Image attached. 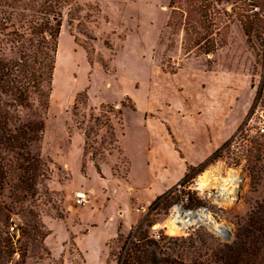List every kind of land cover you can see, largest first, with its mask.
Listing matches in <instances>:
<instances>
[{"label": "rangeland", "instance_id": "1", "mask_svg": "<svg viewBox=\"0 0 264 264\" xmlns=\"http://www.w3.org/2000/svg\"><path fill=\"white\" fill-rule=\"evenodd\" d=\"M169 2L73 0L63 8L47 108L35 94L31 108L2 96L22 121L42 119L43 130L26 159L9 152L2 161L0 207L8 215L5 231L14 233V253L0 264H117L137 227L130 226L137 207H144L141 219L148 215L144 229L171 237L166 244L191 264L199 254L211 257L218 243L230 242L264 200V154L255 149L264 148V32L247 41L229 15L231 1H224L214 18L223 45L208 55L185 54L184 21L167 26ZM24 4L0 7L13 13L10 20L0 13L1 62L18 56L15 33L28 25L30 16L21 14L31 13ZM187 22L193 39L201 30L199 18ZM166 126L173 131V146L181 144L197 154L193 157L207 144L238 137L204 167L191 166L195 181L210 169L215 177L184 204L206 208L227 237L209 222L170 230L173 187L152 211L153 200H133L152 197L148 148L167 152L168 162L161 159L159 170L171 169ZM28 161L33 170L41 163L43 173L35 181L21 179L26 175L19 166ZM232 173L237 175L236 186L228 185L232 199H217L221 178ZM77 191L86 192L87 201L77 202Z\"/></svg>", "mask_w": 264, "mask_h": 264}, {"label": "trees", "instance_id": "2", "mask_svg": "<svg viewBox=\"0 0 264 264\" xmlns=\"http://www.w3.org/2000/svg\"><path fill=\"white\" fill-rule=\"evenodd\" d=\"M72 1L0 0V7L17 8L20 3L25 2L23 6L31 12L29 15L20 13L24 17H30L27 19L28 25L25 30L15 33V41L18 44L17 58L0 61V176L6 174L2 169L5 154L14 152L18 157L26 159L28 147L32 142L40 139L43 130L42 119L22 121L19 115L9 111V105L4 102L2 96H11L18 105L31 108V95L35 94L42 109L47 108L63 8ZM224 1H231L229 15L239 21L247 41H250L252 36L257 37L264 32V14L261 13L264 0H170L171 11L167 26L174 29L178 18L184 21L183 29L187 34L183 47L185 54L208 55L223 45L219 34L220 27H217L214 18L220 13L217 6ZM0 13L9 20L13 14L1 8ZM196 16L199 18L201 30H196L195 36L191 39L193 28L188 29L187 21L194 20ZM129 107L135 110L133 103L129 104ZM117 112L121 113V109H117ZM240 132L241 130L238 134ZM234 138L231 136L208 158L199 163V169L204 167L221 148L230 145ZM253 142L257 145L256 141ZM255 149L264 154L263 147L258 145ZM31 165L28 161L27 164L19 166L26 175V179L24 176L21 178L22 181L28 179L35 181L43 173L39 161L34 164V170L30 168ZM95 167L100 172L99 165L95 163ZM191 169L193 167L187 166L181 181L193 177L189 174ZM167 194L168 192H165L157 196L151 203L150 211L154 210ZM192 195L193 192H188V199H192ZM0 219L3 220L0 234L2 232L5 234L0 238V243L3 242V246L0 245V259L6 256L9 260L14 253L11 244L14 233L5 231V227H8V215L1 207ZM147 219L148 215L138 221L137 227L130 233L128 246L117 264H185L178 254H175V249L166 244L171 237L160 233L159 238L155 239L151 236L152 232L144 229ZM165 248H169L171 252ZM210 256L202 258L199 254L191 259V264H264V200L247 215L243 224L237 227L234 238L230 242L218 243L216 249H212Z\"/></svg>", "mask_w": 264, "mask_h": 264}, {"label": "crops", "instance_id": "3", "mask_svg": "<svg viewBox=\"0 0 264 264\" xmlns=\"http://www.w3.org/2000/svg\"><path fill=\"white\" fill-rule=\"evenodd\" d=\"M166 129H163L162 127V133L165 139L170 141V145H172V149L170 152H168V156L170 158V167L167 172H162L159 170V167L162 166L160 163L162 160L167 161V156L166 153L163 149L157 148V147H150L148 148V157L151 159V167H150V172H151V179H150V186H149V191H151V198H149L146 202H139L137 198H133V200H136L138 202L137 204L140 203H149L152 200H154L157 196L167 192L171 187L175 185L178 181L181 180V178L184 176L187 166H196L202 161H204L206 158H208L224 141H226L227 138L223 139L219 145H205V148L202 150V153H200L197 157L193 155L197 154H189L186 152L181 144L179 147H177L175 144L173 146V143L176 142L174 136H173V131L171 128H169L170 132L168 131L167 126L165 127ZM174 139V140H172ZM182 147V148H181ZM90 201V200H89ZM120 208V207H118ZM142 208H135L136 211L139 213L137 216L136 220L131 223L130 226L138 223V221L141 219L140 215V209ZM121 213V211H119ZM120 223V222H119ZM94 224H91L93 226ZM129 226V227H130ZM88 229L86 230V232ZM113 238V237H112ZM111 239V238H110ZM79 248V247H78ZM80 249V248H79Z\"/></svg>", "mask_w": 264, "mask_h": 264}, {"label": "bare ground", "instance_id": "4", "mask_svg": "<svg viewBox=\"0 0 264 264\" xmlns=\"http://www.w3.org/2000/svg\"><path fill=\"white\" fill-rule=\"evenodd\" d=\"M215 177V171L213 169H210V171H208L207 173L201 175L198 180L197 183L198 185H207V183ZM221 183L219 185V192L218 194L215 195V197L219 200H230L232 199L230 193H232V189L228 188V185H233L236 186V182H237V175L232 173L228 176H224L221 178ZM204 187V186H203ZM179 210V209H178ZM174 221H178V227H183L185 225H189L190 223H194V222H209V223H214L213 219L211 218V216L209 215V213L206 210L200 209L198 211L195 212H189L186 214H183L181 212L177 213V216L174 218ZM218 229L216 230V232L222 234V236H226L227 231L223 230L222 227L215 225ZM168 228L170 230H174V228H176V226H174L173 221L168 223ZM230 236V234L228 235V237Z\"/></svg>", "mask_w": 264, "mask_h": 264}, {"label": "built area", "instance_id": "5", "mask_svg": "<svg viewBox=\"0 0 264 264\" xmlns=\"http://www.w3.org/2000/svg\"><path fill=\"white\" fill-rule=\"evenodd\" d=\"M173 189L175 191V194H176V197H177V200L175 201L173 207H172V213L170 214V217L168 219V221H173V224L174 226H176V228L178 227V224L179 222L176 220L174 221L175 217L177 216V211L178 209L180 211H184V212H195V211H198L200 209H203V210H206V208L204 207H201V208H197V209H187L185 208L184 204L185 202L188 200V192H192V191H196L197 194H202V190H200V186L198 185L197 183V180H193V179H189L187 181H178L177 183H175V185L173 186ZM87 193L84 192V191H77L75 192V197H76V200L77 202L79 203H82V202H85L87 201ZM208 212V211H207ZM209 213V212H208ZM199 223H207V222H194V223H190L189 225H185L183 227H180L179 229L183 230L185 229L187 226H190V225H196L198 226ZM178 229V230H179ZM151 236L155 239H158L159 236H160V233L159 232H152L151 233Z\"/></svg>", "mask_w": 264, "mask_h": 264}]
</instances>
